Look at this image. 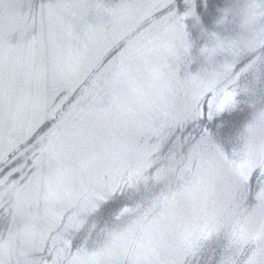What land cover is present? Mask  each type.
I'll return each instance as SVG.
<instances>
[{"label": "water", "instance_id": "1", "mask_svg": "<svg viewBox=\"0 0 264 264\" xmlns=\"http://www.w3.org/2000/svg\"><path fill=\"white\" fill-rule=\"evenodd\" d=\"M0 264H264V0H0Z\"/></svg>", "mask_w": 264, "mask_h": 264}]
</instances>
